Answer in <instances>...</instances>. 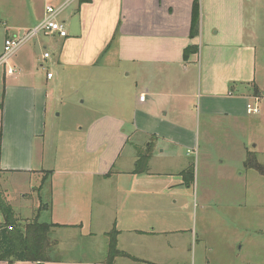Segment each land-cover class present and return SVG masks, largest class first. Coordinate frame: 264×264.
I'll return each instance as SVG.
<instances>
[{
	"label": "crops",
	"instance_id": "crops-1",
	"mask_svg": "<svg viewBox=\"0 0 264 264\" xmlns=\"http://www.w3.org/2000/svg\"><path fill=\"white\" fill-rule=\"evenodd\" d=\"M195 1L0 0V56L8 37L44 20L48 5L61 8L67 28L65 37L36 34L0 66V173L17 175L11 191L29 202L20 212L9 192L8 200L24 219L33 216L30 203L51 201L42 215L64 225L53 237L60 258L43 264H108L113 230L118 248L140 260L113 264H191L213 249L197 233L199 211L214 208L200 198V168L224 157L247 171L249 153L258 156L264 0H198L196 34ZM65 81L85 88L87 118L59 128ZM256 97L261 111L250 114ZM152 142L148 170L138 171L136 146ZM237 171L233 179L248 190L247 173ZM80 239H89L91 259L64 256Z\"/></svg>",
	"mask_w": 264,
	"mask_h": 264
},
{
	"label": "rangeland",
	"instance_id": "rangeland-1",
	"mask_svg": "<svg viewBox=\"0 0 264 264\" xmlns=\"http://www.w3.org/2000/svg\"><path fill=\"white\" fill-rule=\"evenodd\" d=\"M1 67L0 76L2 71ZM60 88L58 95L62 96L63 99L59 100L60 102L57 105V110L62 112L61 117L57 118L60 123L58 125L59 128L62 125L64 126V124L74 122L82 116L87 118L82 111V108L87 105V103H82L86 94L85 88L82 86L77 87L75 83L66 81ZM89 116L91 115L89 114ZM260 141L261 144L258 146L259 152L257 158L260 162L264 163V137ZM60 145L62 149V144ZM224 153L226 154V152ZM222 159L224 157L213 158L212 164L213 167L215 166V169L208 170L202 166L199 173L200 198L202 199L203 196L208 195L212 199L211 204L214 208H208L202 211V213L199 211L197 233L199 235V241L201 239L202 241L204 240L203 235L206 233L209 244L213 246V249L199 251L196 257L192 256L188 258V262L190 261L191 264H193V261L194 264H264V177L255 169L245 171L246 168L240 166L241 163L237 162V165L233 160L224 159L225 162L221 164ZM191 160L194 161L195 156H192ZM238 167H240L241 171L243 169L248 174H245L242 178L244 182L248 178V190H246L244 184L242 187H239L240 184L237 183L238 179H233L238 178L236 173L239 175L240 171L235 172ZM228 168L233 171V178L231 179L225 175L226 173L223 174L226 170L230 173ZM16 178L17 175L10 176V174L0 173V198L9 202V192L13 199L11 201L12 205L16 206L20 212H24L21 211L20 207H27L29 200H17V198L22 197L13 192L15 186H10L13 183H18ZM206 179L209 181L206 182ZM21 186L25 187L26 185L22 182ZM39 193L37 189L33 191L35 196H38ZM31 196H33L31 192L27 194V197L31 198ZM21 202H23V205H21ZM29 205H32L29 209L30 214L33 213L31 218L24 219L19 217L14 210L13 216L20 220L21 224L25 222L27 224L29 221H43L47 219L44 215L36 217L38 213L37 200ZM2 216L0 210V219H2ZM194 217L196 219V214ZM13 231H16V227ZM53 237L54 231L52 233V239ZM77 242V248L66 252L64 256L75 259L83 256L84 259H87V257L91 259V254L86 251L89 246V239H80ZM82 246V249H78ZM51 257L53 259L60 258L54 252L51 253Z\"/></svg>",
	"mask_w": 264,
	"mask_h": 264
},
{
	"label": "trees",
	"instance_id": "trees-1",
	"mask_svg": "<svg viewBox=\"0 0 264 264\" xmlns=\"http://www.w3.org/2000/svg\"><path fill=\"white\" fill-rule=\"evenodd\" d=\"M199 23V4L198 0L194 5V29L195 34L198 31ZM139 157L137 170L141 168L148 170V162L152 156L153 142L141 148L136 146ZM247 168H253L264 176V163L257 160L256 155L249 153L245 160ZM0 167V172H1ZM49 174V172H48ZM49 193L52 195L51 182L49 184ZM49 207V208H46ZM51 211V201L42 204L38 208L36 217L42 215L43 211ZM0 210L4 216V222H0V261L16 263L22 261H39L40 264L46 261L58 260L52 258L51 253H57L58 242L52 239V233L55 228L64 225L52 221H29L27 224H21L20 220L15 218L14 209L7 200L0 198ZM20 223V224H19ZM66 226V225H65ZM16 227V231H13ZM110 239L108 244L107 263L113 264L117 257H129L139 262V259L130 256V254L120 250L117 244L118 231L113 230L109 233Z\"/></svg>",
	"mask_w": 264,
	"mask_h": 264
},
{
	"label": "built area",
	"instance_id": "built-area-1",
	"mask_svg": "<svg viewBox=\"0 0 264 264\" xmlns=\"http://www.w3.org/2000/svg\"><path fill=\"white\" fill-rule=\"evenodd\" d=\"M61 8H57L51 5H48L46 7V15L44 20L36 26L32 31L24 34L23 36H11L8 37L5 41V47H4V52L0 56V66H4L8 63V60L10 57L15 54L25 43H27L33 36L36 34L44 31L46 33H51V34H56L60 37H65L67 36V28L64 22L61 20H58V14L60 12ZM45 57H49L50 53L45 52ZM14 68L9 67L7 69V72L9 74L13 73ZM53 73L48 72V78H52ZM141 100L146 99L145 93L141 95ZM248 112L250 114H258L260 113V97L255 98L254 103H249L248 104Z\"/></svg>",
	"mask_w": 264,
	"mask_h": 264
}]
</instances>
